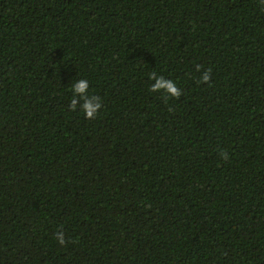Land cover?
Listing matches in <instances>:
<instances>
[{"label": "trees", "instance_id": "16d2710c", "mask_svg": "<svg viewBox=\"0 0 264 264\" xmlns=\"http://www.w3.org/2000/svg\"><path fill=\"white\" fill-rule=\"evenodd\" d=\"M0 264H264L261 0H0Z\"/></svg>", "mask_w": 264, "mask_h": 264}, {"label": "clouds", "instance_id": "9594fccd", "mask_svg": "<svg viewBox=\"0 0 264 264\" xmlns=\"http://www.w3.org/2000/svg\"><path fill=\"white\" fill-rule=\"evenodd\" d=\"M264 4V0H261ZM200 71V69H198ZM148 79L152 82L149 86L150 92H163L169 97L179 98L181 96V89L171 79L165 78L163 75L157 73H149ZM211 79V70L203 71L199 77L201 83H207ZM89 81L86 78H80L73 82L70 91L72 92V98L70 101V109L72 111L80 110L83 112L87 119H93L97 116L102 108L101 102L88 94ZM82 101V103H81ZM59 243L64 244V238L62 233H58Z\"/></svg>", "mask_w": 264, "mask_h": 264}]
</instances>
